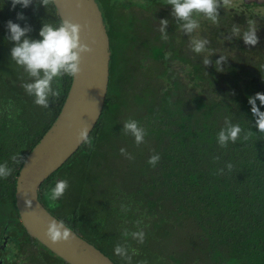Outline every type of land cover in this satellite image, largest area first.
<instances>
[{"label": "trees", "instance_id": "obj_1", "mask_svg": "<svg viewBox=\"0 0 264 264\" xmlns=\"http://www.w3.org/2000/svg\"><path fill=\"white\" fill-rule=\"evenodd\" d=\"M95 1L110 58L104 104L89 133L93 145L90 149L81 143L38 186V201L115 264L120 258L114 247L125 241L139 252L132 264H264V133L256 128L248 103L249 97L264 93V17L259 19L260 42L255 47L224 39L233 23L246 26V20L256 16L252 7L264 0H243L221 9L219 25L201 20L199 35L211 42L208 66L204 54L190 50L189 37L170 15L166 0H142L139 6ZM21 11L25 19L16 20ZM161 19L169 20L168 42L160 38ZM9 20L30 27L26 38L31 40L41 39L44 23L60 22L54 6L46 8L40 0L14 10L11 0H0V163L8 161L15 169L0 179V264H34L36 256L44 264L53 258L67 264L22 227L14 205L20 165H13L10 157H25L38 141L57 115L71 78L53 81V90L59 83L61 95L50 98L48 109L35 105L21 87L32 79L11 58L15 43L8 38ZM179 39L188 43L182 46ZM131 48L134 52L128 56ZM136 48L142 54L137 55ZM228 51L224 70L217 71L215 61ZM135 58L146 59L144 67L133 65ZM132 69L139 70L142 80ZM129 118L147 131L139 146L123 133ZM237 124L242 129L237 141L220 147L218 132ZM121 148L135 159L127 160ZM154 153L161 159L153 168L148 159ZM59 179H68L69 188L52 204L45 194ZM121 204L128 206L126 213ZM137 219L148 225L144 244L122 236L124 228L137 230Z\"/></svg>", "mask_w": 264, "mask_h": 264}, {"label": "clouds", "instance_id": "obj_2", "mask_svg": "<svg viewBox=\"0 0 264 264\" xmlns=\"http://www.w3.org/2000/svg\"><path fill=\"white\" fill-rule=\"evenodd\" d=\"M32 2L33 0H11V5L13 10L17 5L23 9L29 7ZM40 2L44 7L48 8L50 5H55L56 0H40ZM238 2L243 3V0H166L167 6L171 8L170 15L174 17L183 34L189 37L190 50L197 55L204 54L203 64L205 66L212 64V60L208 58L212 55V49L210 48V40L199 35L201 20H207L213 25H219L221 20L220 10L236 7ZM256 11L264 12V9ZM23 19H25L23 12H17L16 20ZM168 26V19H161L159 21L158 31L161 34V40L164 42H168L170 39L167 33ZM6 28L9 33L8 38L15 43V46L11 49L12 60L17 66L23 68L24 72L32 79V82L22 83L21 87L27 95L34 98L35 105L48 109L50 98L55 100L61 95L59 83L56 84V90H53V81H59L65 76L75 79L81 71L82 54H90L93 51L87 44L81 43L80 33L83 30L82 26L70 20H61L58 26L44 23L39 31V37H41L39 40L26 38L27 34L31 31L30 27L26 26L22 28L12 20L7 21ZM259 30L260 27L257 21L250 18L246 20V26L233 23L224 39L229 43L234 39L242 40L245 45L255 47L260 42L258 36ZM168 55H171V53ZM228 58L226 55L219 56V59L215 61L217 71L224 70L223 65L226 64ZM257 101H259V106L257 105ZM248 103L251 105V112L255 118L256 128L259 132L264 133V111L260 110L261 107H264V93L258 92L254 96L249 97ZM241 131L242 129L238 124L231 125L227 129H221L217 134V141L220 147L226 148L229 141L235 143ZM123 133L131 135L134 138L136 146L145 143V137L147 136L146 129L137 120L131 118L124 121ZM247 138L245 136V139ZM76 139L77 143H84L90 149L92 148L93 141L87 127L79 130ZM120 154L127 160L131 161L135 159L125 148L120 149ZM160 159V155L154 153L148 159V164L154 168ZM10 160L13 165H23L26 163L27 158L22 156L21 153H16L10 157ZM228 167L231 169L232 165L229 164ZM14 170V167L9 166L8 161L0 163V179L9 178ZM68 188V179H59L55 182L54 187L45 195L52 204H55V202L63 198ZM25 205L31 208L32 202L26 200ZM128 210V206L121 204L122 212L126 213ZM135 227L136 231H129L127 228H124L122 236L125 238L131 237L138 244H144L146 239L145 229L148 225L143 224V220L137 219ZM44 235L53 245L71 243L73 236H75L71 227L63 220L56 219H52L47 224V230ZM113 251L114 255L123 260L125 264H132L133 256L139 255L138 250L130 247L126 241L125 243H117ZM138 264H148V261L141 260L138 261Z\"/></svg>", "mask_w": 264, "mask_h": 264}, {"label": "water", "instance_id": "obj_3", "mask_svg": "<svg viewBox=\"0 0 264 264\" xmlns=\"http://www.w3.org/2000/svg\"><path fill=\"white\" fill-rule=\"evenodd\" d=\"M53 6L60 21L70 20L82 26L81 43L93 51L82 54L80 74L70 79L57 115L26 154V163L20 165L14 182V205L28 236L65 263L115 264L74 232L68 244L53 245L44 235L47 224L56 218L38 201L37 188L81 145L76 139L79 130L87 127L90 133L97 121L107 89L110 55L104 22L95 0H56ZM26 200L32 202L31 208L26 207Z\"/></svg>", "mask_w": 264, "mask_h": 264}, {"label": "rangeland", "instance_id": "obj_4", "mask_svg": "<svg viewBox=\"0 0 264 264\" xmlns=\"http://www.w3.org/2000/svg\"><path fill=\"white\" fill-rule=\"evenodd\" d=\"M109 1L110 0H107V3H109ZM117 1V3H119V5L120 6H123L124 4L126 5V4H135V5H140L141 3H142V0H116ZM259 9H264V4H260V5H256V6H253L252 7V11L253 12H255V14H256V16H254L252 19H255L256 21H257V24L259 23V19L260 18H262V17H264V12H259V11H256V10H259ZM116 11H119L118 9L116 10ZM138 16V18L140 17L141 18V20H144V21H147L148 19H147V17H146V15L144 16V17H141L140 16V14H138L137 15ZM264 26V25H263ZM263 26H261V27H263ZM137 33H139V31L137 30L136 31ZM195 35V34H194ZM179 41H180V44L182 45V46H184L183 45V43H188L189 42V40H188V42H187V40L186 41H182V39H179ZM134 52V50L131 48V49H127V51H126V54L128 55V56H130L132 53ZM135 53L137 54V55H139V54H142V50H141V48H136L135 49ZM225 55L226 56H229L230 55V52L228 51V55L225 53ZM145 56H143V58H144ZM130 58V57H129ZM124 60H126V62H127V66H128V69L130 70L131 69V65L129 64V62H128V58L126 57V58H124ZM145 61H146V59H144L143 61H141V62H139V59L138 58H135L134 59V61H131L132 63H133V65H135V64H137L138 65V63H140L141 64V66L140 65H138V66H140V67H144V65H145ZM171 66H174L175 67V69H177V63H175V62H172L171 64H170ZM139 70L138 69H136V70H134V69H132L130 72H135L136 74H137V76L142 80V78H143V75L142 74H140L139 72H138ZM178 74V73H177ZM179 74H180V72H179ZM181 75V74H180ZM224 85H226L225 83H223ZM14 247H12L11 248V251H14ZM33 263L34 264H44V261L41 259V260H37V256H36V259H34L33 260ZM123 263V260H121V259H117V264H122ZM151 263L153 264L154 263V261H151ZM51 264H59V263H57V260L56 259H52V263Z\"/></svg>", "mask_w": 264, "mask_h": 264}]
</instances>
